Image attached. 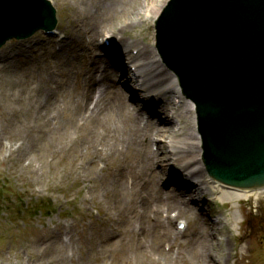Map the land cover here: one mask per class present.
Instances as JSON below:
<instances>
[{
	"label": "rangeland",
	"instance_id": "obj_1",
	"mask_svg": "<svg viewBox=\"0 0 264 264\" xmlns=\"http://www.w3.org/2000/svg\"><path fill=\"white\" fill-rule=\"evenodd\" d=\"M51 1L56 9L58 34L38 32L28 40L12 41L0 49V262L10 259L15 263L20 257L34 260L27 248L33 239L30 228L75 223L79 226L75 238L83 243L66 252V264H197L195 254L200 247L209 253L216 250L212 254L216 264H264V194L260 200L236 204L222 201L213 184L201 187L205 181L213 180L203 164L194 103L177 85L174 93L140 98L138 87L128 80L132 70L125 63L127 57L121 58L114 45L102 42V34L108 29L122 27L128 47L132 45L129 55L136 56L137 49L143 47L150 51L145 59L157 58L162 73L156 81L163 74L178 80L157 51L153 28L156 16L150 7L149 17L144 16L146 0H116L112 4L107 0ZM89 24L97 33L94 52L90 53L93 73L100 76L102 70H111L118 83L114 89L107 76L99 78L94 87L104 84V88L96 98L104 93V102H111L113 110L99 112L87 120L90 111H78L74 90L56 84L62 77L71 76L75 81L89 72L84 66L86 48L70 32L82 31ZM63 61L66 66H62ZM61 69L64 71L57 74ZM112 72L108 74L113 76ZM15 75L20 87L7 83V78L14 80ZM40 77L46 80L44 86L37 83ZM37 88L40 90L26 130L25 98L28 91ZM62 88L71 91L66 102L62 101ZM6 89L11 92L8 100L3 95ZM186 102L193 104V112L187 109ZM10 128L20 129L33 141L23 146L27 154L20 166L16 165L18 154L9 156L6 132ZM187 134L199 137L198 148L190 154L180 153L169 140L181 142ZM149 135L154 139L142 141L144 149L140 151L132 139ZM17 146L13 144L12 148ZM196 151L204 175L196 173L187 178L190 167L185 163ZM95 152L102 155L101 161L92 154ZM40 154L46 156H36ZM177 156L182 157L177 161ZM84 157L90 159L84 162ZM193 187L202 188V192L189 200L181 189L191 191ZM176 203L184 216L178 215ZM39 204L54 209L33 213L34 208L40 210ZM154 209H159L160 224L151 214ZM146 213L149 215L144 216ZM204 216L209 220L205 221ZM179 223L185 228L179 229ZM103 229L108 235L98 242V249L106 246L101 255L91 246ZM163 231L182 246L171 250L166 237H162ZM29 264H48V260Z\"/></svg>",
	"mask_w": 264,
	"mask_h": 264
},
{
	"label": "water",
	"instance_id": "obj_2",
	"mask_svg": "<svg viewBox=\"0 0 264 264\" xmlns=\"http://www.w3.org/2000/svg\"><path fill=\"white\" fill-rule=\"evenodd\" d=\"M45 0H0V45L55 27ZM156 45L196 106L209 177L264 189V0H170Z\"/></svg>",
	"mask_w": 264,
	"mask_h": 264
},
{
	"label": "bare ground",
	"instance_id": "obj_3",
	"mask_svg": "<svg viewBox=\"0 0 264 264\" xmlns=\"http://www.w3.org/2000/svg\"><path fill=\"white\" fill-rule=\"evenodd\" d=\"M107 1L112 4L116 0H107ZM146 2H147V7L145 10H143V12H144V15L148 16L150 15L149 7L153 11L154 15H157L161 7L164 6L166 0H146ZM70 32L72 36L77 39L78 42L82 43V47L87 49V50L85 49V52H83V55L85 59L84 66L87 70H89V72L85 73L81 77L75 78V81H72L71 76L62 77L56 85L57 86H67L74 90L72 96L76 97L78 101V111L80 112L81 108H85V110L88 112L90 111V114L87 118V120H89L93 118L96 114H98L99 112H105V111L110 112L113 110V105L111 102H108V101L104 102L105 101L104 93L100 94L98 98H95L96 91H101L104 88V84H101L97 88L94 87V85L98 84L100 82L99 78L106 76L109 71L104 70L101 76H97L93 73L94 68H95V66L93 65V57L88 56V54H90L92 51L94 52V50L92 49V46L96 41L95 39L96 32H93V26L89 24L87 28H84L82 31H80L79 29H70ZM119 50L122 51L123 56L129 57L127 46L123 45L121 46ZM138 52L139 53L135 57H131L130 64L135 67V74L133 75L134 81L132 82H136L135 83L137 84L136 87H138L140 91V94H139L140 98L147 100L148 97H150L151 95L154 96V94L156 97H158L162 93L163 94L174 93L175 87L177 85L176 78L170 75L166 77L163 74L156 81V77L160 76L159 74L162 73V71L160 70L161 67L157 64L158 63L157 58L151 57L149 59H145L143 56L146 57L147 53L150 51L143 47ZM8 66L10 67V65ZM62 66H66L65 61H63ZM40 68L41 67L38 66V70H40ZM12 70H15V69H12ZM65 70H68V69H65ZM62 71H64V69L57 70V74H59V72H62ZM13 72H16V71H13ZM11 76L12 74H10V77ZM11 78L9 77L7 78V83L12 84L14 87L21 86L19 85L20 80L17 77V75H15L14 80H12ZM71 82L72 83L74 82V83L70 85ZM160 82H165L162 85V87L159 86ZM37 83L40 84L41 86H44L46 83V80L40 77L38 78ZM108 83H111V82H108ZM38 90H40V88L28 91L27 96L25 98L24 110L26 112V117H25L24 123L26 126V130L29 125L31 110L35 109L34 101L36 99ZM62 90H63L62 91V101L66 102L68 99H70L71 91L66 88H62ZM3 95H4V99L8 100L10 97L7 98V96L8 95L11 96L10 90L6 89ZM186 103H187L186 107L188 106L187 109L188 110L190 109V111H192L193 104L190 102H186ZM19 123H22V122L19 121ZM170 132H173L177 135L176 131L173 129H171ZM6 135H7L9 144H10L8 148L10 151L9 156L11 157V156H15L18 154L16 165L20 166L23 160V157H25L27 154V151H24L23 146L25 144L33 143V141L29 136H25L23 132L17 128H10V130L6 132ZM59 138H60V135L58 134L54 138V140L57 141ZM153 139L154 137H152L151 135L138 136V137H134L132 141L136 144V146L141 151L144 149L142 141L144 140L152 141ZM16 143H18V146L16 149H13L12 146L13 144H16ZM171 144H173V147L176 148L180 153H184V152L188 153L189 151V154H190L191 151L197 150L198 145H199V137L195 134H187V137L186 138L184 137V139L181 140V142L176 141L172 138ZM197 153L198 151H196V155L191 157L190 160H188V162L185 163V164H188V166L190 167V169L185 174L187 178H190L196 173L198 175L200 174L201 177L204 175V170L201 167V163L198 159ZM92 154L99 158L102 157V155L96 152ZM36 156L45 157L46 155L40 154ZM179 157H182V156H177L176 157L177 161ZM89 159H90L89 157H84L82 161L86 162ZM28 167H29V164L26 165L25 169H27ZM73 171H75V169H73ZM91 181H95V179L92 178ZM197 183H200V182H197ZM209 184L214 185L216 192H218L220 196L222 195L220 199L224 202H230V203L234 202L237 204L241 200L252 199L254 201H257V200H260L262 198V195L264 194V190L254 191V192H249V193L226 190L220 185L213 183L212 181L210 182V180L205 181L201 187L205 188ZM208 189L210 191L212 190L210 187ZM181 190H182L181 193L188 196L187 199L189 200L194 198L196 194H199V192H202V188L200 189L196 188L195 190L194 187L191 189V191H187L184 189H181ZM168 205H171V203H165V206H168ZM175 205L176 206L174 208H176L178 215L180 217L184 216L185 213L178 206L179 204L176 203ZM83 206L86 207L85 204ZM189 211L190 210H186V212H189ZM151 214H153V217L155 218L154 221L157 224H160L161 219H160L159 209H154L153 212L151 211ZM142 215L143 214L140 213L139 218H141ZM146 215H149V214L146 213L144 216ZM139 218L137 217L138 220H140ZM203 219L205 221L209 220V216H204ZM166 220H168V222H171L170 218H166ZM165 231L162 232V237H166V241L169 242V246L171 250L172 249L174 250L176 247L180 248L182 246V243L176 241L175 239L171 240L169 236H167V232ZM30 232L33 235V239L27 244V248L29 249V254L31 253L33 257H35L34 260L29 259L26 261L24 257H20L15 263H12V261L8 259L6 262H0V264H29L31 261H42V260H48V264H66L68 262V258L66 257V252L68 250H74L75 246H78L79 243H83V241L80 242L79 237L75 238V234L79 233V226L78 224H75V223L64 224V225L57 224L55 226L48 225L43 228H40V230H35L33 228H30ZM107 235L108 234H107L106 229H103L101 234L96 239L95 245L93 244L91 246V250L95 249L98 254L104 255L105 250L103 249L106 247L104 245V241L106 239L103 241L104 248L98 249L100 247L98 242L100 241L101 237H106ZM65 238L67 240H65ZM210 251H212V249ZM215 252L216 250L210 253L206 250L202 251V248L200 247V250L197 251V253L195 254L197 264H206L204 260L207 261L208 264H211V263L216 264L214 262V259L212 258V254H214ZM218 259H220V257ZM179 260H183V258H180ZM124 263L125 261H122L121 264H124Z\"/></svg>",
	"mask_w": 264,
	"mask_h": 264
}]
</instances>
